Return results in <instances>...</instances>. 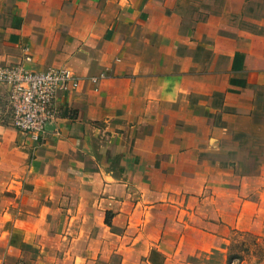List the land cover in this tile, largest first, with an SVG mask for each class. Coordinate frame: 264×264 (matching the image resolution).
Segmentation results:
<instances>
[{
	"label": "crops",
	"instance_id": "0c3cea01",
	"mask_svg": "<svg viewBox=\"0 0 264 264\" xmlns=\"http://www.w3.org/2000/svg\"><path fill=\"white\" fill-rule=\"evenodd\" d=\"M16 64L78 84L38 142L0 124L3 262L52 237L49 208L86 223L58 233L87 252L131 205L133 237L154 241L142 264H197L182 256L215 248L208 226L264 225V0H0V67ZM132 177L161 199L122 198Z\"/></svg>",
	"mask_w": 264,
	"mask_h": 264
},
{
	"label": "rangeland",
	"instance_id": "374dc122",
	"mask_svg": "<svg viewBox=\"0 0 264 264\" xmlns=\"http://www.w3.org/2000/svg\"><path fill=\"white\" fill-rule=\"evenodd\" d=\"M0 124L11 126V108L7 101V91L5 93L2 87L0 88ZM231 162L232 161H228L227 163ZM233 163H231L229 167H231ZM239 169L242 173H247L252 168L244 165L240 166ZM143 180L144 183L148 182L146 184L150 186L153 181H156V177L151 179L150 176H143ZM135 185L136 182L132 177L131 183L128 184L127 191L121 197L126 198L128 201L137 199L138 201L144 200L145 202H153V200H158L160 198L151 195L146 188L140 186L136 187ZM111 195L114 198L119 197L113 190ZM190 196L199 197L195 196V194L193 195V193H190ZM200 197L204 196L201 195ZM225 197L227 198L228 196ZM165 199L167 200L168 198ZM15 209L18 212V209ZM21 209L25 210V208ZM64 209L66 211H69V209H71V211L74 210L73 207ZM130 209L131 205L123 208L126 222H124L125 219H123V221L116 219V221H114V228H111V230L104 226H97V222H95L94 229L101 227L100 230L103 229L102 231L105 232V237L89 240V242L85 244L87 248V252H85L83 244L86 240L62 238L59 237L61 234L58 232L64 229H70V227L74 228V230H79L81 227L82 229H86V223L76 220L73 221L72 224H69V222L65 223V221L62 223L59 221L55 223L53 222V217H51L53 215L50 213L51 208H49L48 220L50 219V221L42 222L40 226H37L40 227L39 229H42V231H48L50 235L54 233L52 237L46 239H32L30 243L31 247L25 249L22 256H20L16 262H3V260H1L2 252H0V264H74L75 262V264H86L88 261H91L90 264H121L122 262H124V264H142V254L146 253V248H148V246L150 247V244L154 241L141 238L135 239L133 237L134 232L140 229L141 225L136 226L133 209L129 215ZM67 212L66 215H69ZM128 215L132 218L131 223L127 220ZM109 219H111V214L106 215L107 222H109ZM260 225L261 226H256L254 232L246 231L248 227L246 224L242 223H239L237 228L226 223L221 227L208 226L209 229H206V231L209 233H215L216 231V235L219 236L209 243L215 248H211L207 251H198L195 254L193 252L188 256H182V258H187V262L197 264H226L229 257L236 256L237 258L232 260L230 264H264V225ZM164 241H167L169 245L173 244L175 246L173 239ZM42 246H45V248L40 251ZM1 248L0 245V249ZM64 250H68L69 255H63L62 252ZM86 253H88V255H86ZM62 259H64V261H62ZM148 259L156 262L163 260L156 250H152L150 254H148Z\"/></svg>",
	"mask_w": 264,
	"mask_h": 264
},
{
	"label": "built area",
	"instance_id": "2783aa9c",
	"mask_svg": "<svg viewBox=\"0 0 264 264\" xmlns=\"http://www.w3.org/2000/svg\"><path fill=\"white\" fill-rule=\"evenodd\" d=\"M0 84L6 86L11 126L38 142L54 119L56 95L76 88L78 80L67 68L37 72L16 64L0 67Z\"/></svg>",
	"mask_w": 264,
	"mask_h": 264
},
{
	"label": "trees",
	"instance_id": "16d2710c",
	"mask_svg": "<svg viewBox=\"0 0 264 264\" xmlns=\"http://www.w3.org/2000/svg\"><path fill=\"white\" fill-rule=\"evenodd\" d=\"M106 224H110L109 222H107L106 221ZM237 257L235 256V257H229L228 259H227V262H226V264H230L231 262H232V260H234V259H236Z\"/></svg>",
	"mask_w": 264,
	"mask_h": 264
}]
</instances>
